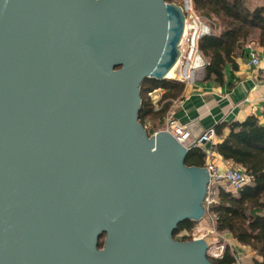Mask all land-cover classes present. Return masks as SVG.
Segmentation results:
<instances>
[{"label": "water", "instance_id": "obj_1", "mask_svg": "<svg viewBox=\"0 0 264 264\" xmlns=\"http://www.w3.org/2000/svg\"><path fill=\"white\" fill-rule=\"evenodd\" d=\"M183 28L168 0H0V264H212L173 236L204 215L207 169L138 121Z\"/></svg>", "mask_w": 264, "mask_h": 264}, {"label": "trees", "instance_id": "obj_2", "mask_svg": "<svg viewBox=\"0 0 264 264\" xmlns=\"http://www.w3.org/2000/svg\"><path fill=\"white\" fill-rule=\"evenodd\" d=\"M173 1V0H168ZM259 0H192L195 10L215 27L212 33L199 40V50L208 61L204 80H215L222 83L224 72L230 67L237 68L236 60L242 56L245 45L255 41L264 51V1ZM155 89H162L158 104L149 96ZM183 91V84L171 78H146L140 88L141 105L138 121L146 128L148 134L163 126V118L170 101ZM229 126V133L223 129ZM216 137L220 141L211 146L233 167L245 170L252 176L249 184L236 193L220 187L216 202L208 208L214 222V235L230 234L237 242L248 245L260 257L256 264H264V124L255 116H248L244 121L232 123L221 122L215 125ZM205 153L197 147L189 149L185 158L187 165L205 166ZM196 221L186 219L180 222L173 232L179 240L192 239ZM186 234L179 235L180 232ZM104 238L98 240L102 247ZM216 242H223L222 239ZM212 264H236L233 252L225 244L221 258L208 254Z\"/></svg>", "mask_w": 264, "mask_h": 264}, {"label": "crops", "instance_id": "obj_3", "mask_svg": "<svg viewBox=\"0 0 264 264\" xmlns=\"http://www.w3.org/2000/svg\"><path fill=\"white\" fill-rule=\"evenodd\" d=\"M255 2L258 3V1ZM248 44L260 58L257 65L250 62ZM236 63L237 68L228 67L225 70L222 83L215 80L205 81L203 76L194 84L183 85L182 93L174 99H169L168 110L171 111L173 117L184 125L196 120L204 130L215 127L221 122L228 124L234 121L242 122L252 115L258 119L259 123L264 124L262 114V98L264 96L263 48L255 41L247 43L243 55L237 58ZM163 92L162 89H158L157 101ZM228 133L229 126H226L223 129V134L227 135ZM219 141L220 138L217 137L215 143ZM213 160L221 169L231 166L228 161L223 160L215 152L213 153ZM213 229L214 222L209 213L205 212L197 221L193 232L196 235L204 236L207 242L222 239L224 244H228L233 252L236 264H256V261L261 260V257L250 246L240 244L228 233L221 236L209 235L208 231Z\"/></svg>", "mask_w": 264, "mask_h": 264}, {"label": "built area", "instance_id": "obj_4", "mask_svg": "<svg viewBox=\"0 0 264 264\" xmlns=\"http://www.w3.org/2000/svg\"><path fill=\"white\" fill-rule=\"evenodd\" d=\"M174 2L181 7L184 13V28L178 45L179 55L174 64V74L171 79L188 86L204 76L208 61L199 50V40L201 37L211 34L215 26L195 10L192 0H174ZM247 47L250 49V62L257 65L260 61L258 54L251 49L250 44ZM262 114L264 116V96L262 98ZM163 120L164 127L161 130L170 132L185 147L189 149L197 147L205 153L204 167L207 169L209 176L203 202L206 213H208L209 206L216 202V184L223 182L226 184L225 189L236 193L251 182L252 176L245 170L233 166L221 169L213 160L214 151L211 146L215 144L217 138L214 127L205 129L197 139L193 140L186 129V125L178 122L170 110L165 113ZM184 233L186 234L182 231L181 235ZM208 233H214V229L209 230ZM198 237L204 238V236L196 235L193 232L192 238ZM208 245L209 255L214 258L222 257L225 247L224 242H208Z\"/></svg>", "mask_w": 264, "mask_h": 264}, {"label": "rangeland", "instance_id": "obj_5", "mask_svg": "<svg viewBox=\"0 0 264 264\" xmlns=\"http://www.w3.org/2000/svg\"><path fill=\"white\" fill-rule=\"evenodd\" d=\"M174 1V0H173ZM262 1H264V0H262ZM261 3V0H259L258 1V4H260ZM157 91H158V89H155L153 92H151L150 94H149V96L151 97V100H152V102L154 103V107H155V109H158L159 107H160V104H158V101H157V96H156V93H157ZM164 121V120H163ZM163 126H164V123H163ZM162 126V127H163ZM160 129H162V128H160ZM159 129V130H160ZM216 187H217V191H216V195H217V193H218V190H219V188L220 187H222V188H226V184L225 183H219V184H216L215 185ZM181 233L182 232H180L179 233V235H181ZM212 233H209V235H211ZM101 241H103V238L101 239Z\"/></svg>", "mask_w": 264, "mask_h": 264}, {"label": "bare ground", "instance_id": "obj_6", "mask_svg": "<svg viewBox=\"0 0 264 264\" xmlns=\"http://www.w3.org/2000/svg\"><path fill=\"white\" fill-rule=\"evenodd\" d=\"M173 74H174V66L168 71L167 77L168 78H172L173 77Z\"/></svg>", "mask_w": 264, "mask_h": 264}]
</instances>
